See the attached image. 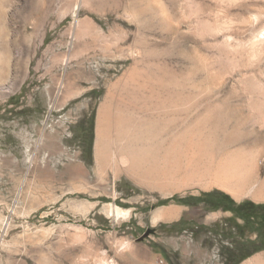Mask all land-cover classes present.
I'll list each match as a JSON object with an SVG mask.
<instances>
[{
    "label": "rangeland",
    "instance_id": "obj_1",
    "mask_svg": "<svg viewBox=\"0 0 264 264\" xmlns=\"http://www.w3.org/2000/svg\"><path fill=\"white\" fill-rule=\"evenodd\" d=\"M160 1L172 17L182 5ZM191 1L208 30L200 41L182 24L136 23L126 0H2L0 264H245L264 253L258 220L200 202L220 191L264 204L217 181L231 159L264 161L243 118H264V54L247 58L251 30L229 46V30L213 29L264 0L225 11ZM194 53L224 76L215 90ZM246 100L249 111L234 106Z\"/></svg>",
    "mask_w": 264,
    "mask_h": 264
},
{
    "label": "bare ground",
    "instance_id": "obj_2",
    "mask_svg": "<svg viewBox=\"0 0 264 264\" xmlns=\"http://www.w3.org/2000/svg\"><path fill=\"white\" fill-rule=\"evenodd\" d=\"M218 1L222 7L221 11H225V6L235 0ZM192 2L191 0H182L181 7L178 12H175V17H172V11H169L160 0H126L128 13L136 23H144V20L149 16V18H158L164 26L171 30L176 29L179 31L182 24L184 26V30L182 29L183 34L191 36L196 41H200L207 36L208 30H205L197 20L192 19L197 13ZM0 14H2V0H0ZM263 17L264 9L263 7H258L253 13L243 18L239 24L235 25V19L225 14L222 24H218L216 27H213V29H215L217 33L222 32V30H229L226 34L222 35V41L229 46H231V42L234 41L235 38L233 35L236 34L238 30H251L249 37L246 39L248 44L246 55L248 59H253L257 53L259 55L264 54V22L259 24V20ZM191 60L193 62V70H205L211 77L215 76V80L212 79L209 85L210 89L215 90L220 85L224 76L221 75L219 77L216 74L217 71L212 70L210 68L211 66H208L207 61L196 53L191 55ZM0 65L1 67L5 65L2 56H0ZM223 71H225V73L238 72V65L225 63ZM4 76L5 74L1 75V77ZM242 86L236 85V87H233L232 92L244 93L245 88ZM227 106L230 107L233 106V104L229 103ZM234 106L247 108L249 111L250 102L246 100V102L243 101L242 103L234 104ZM250 116V113H246L243 118L246 117V122H248V120L251 122V131L254 135L253 143L264 142V118L252 119ZM231 160L229 169L227 170L228 172L222 178L217 179V181L219 180L222 185L226 186L236 198L245 195L253 199H264V161H260L257 155H249L248 158ZM245 264H264V253L259 254Z\"/></svg>",
    "mask_w": 264,
    "mask_h": 264
},
{
    "label": "trees",
    "instance_id": "obj_3",
    "mask_svg": "<svg viewBox=\"0 0 264 264\" xmlns=\"http://www.w3.org/2000/svg\"><path fill=\"white\" fill-rule=\"evenodd\" d=\"M200 202L213 209H222L224 211H231L236 216V218H240L244 220V223L248 221V224L255 225L253 221H249V220L256 219L258 220V223H256V225L258 227H263L264 229L263 217L261 215L259 216L254 215L257 209H261L264 207V204L254 205L251 202L235 203L232 200V198H230L227 194L220 191H212L203 194L200 199ZM258 237L261 238V243L263 244L264 236L261 237L260 234H258Z\"/></svg>",
    "mask_w": 264,
    "mask_h": 264
},
{
    "label": "flooded vegetation",
    "instance_id": "obj_4",
    "mask_svg": "<svg viewBox=\"0 0 264 264\" xmlns=\"http://www.w3.org/2000/svg\"><path fill=\"white\" fill-rule=\"evenodd\" d=\"M213 198H214V196H213ZM261 216L263 217V223H264V207L261 208ZM238 234H244V233L239 231ZM255 234H260V236L263 237V234H264L263 227H261L259 230L255 231Z\"/></svg>",
    "mask_w": 264,
    "mask_h": 264
},
{
    "label": "water",
    "instance_id": "obj_5",
    "mask_svg": "<svg viewBox=\"0 0 264 264\" xmlns=\"http://www.w3.org/2000/svg\"><path fill=\"white\" fill-rule=\"evenodd\" d=\"M151 230L147 229L140 237L137 238V241H141L150 234Z\"/></svg>",
    "mask_w": 264,
    "mask_h": 264
}]
</instances>
